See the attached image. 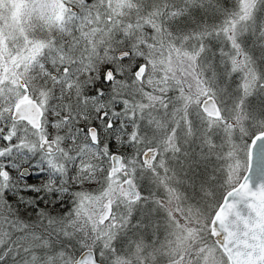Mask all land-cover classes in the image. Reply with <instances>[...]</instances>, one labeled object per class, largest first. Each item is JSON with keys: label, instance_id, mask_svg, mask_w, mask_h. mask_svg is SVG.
Instances as JSON below:
<instances>
[{"label": "snow or ice", "instance_id": "6c2138e0", "mask_svg": "<svg viewBox=\"0 0 264 264\" xmlns=\"http://www.w3.org/2000/svg\"><path fill=\"white\" fill-rule=\"evenodd\" d=\"M0 264H264V0H0Z\"/></svg>", "mask_w": 264, "mask_h": 264}]
</instances>
